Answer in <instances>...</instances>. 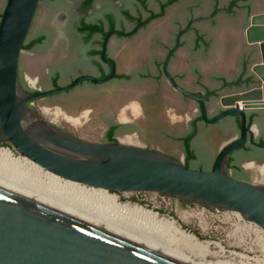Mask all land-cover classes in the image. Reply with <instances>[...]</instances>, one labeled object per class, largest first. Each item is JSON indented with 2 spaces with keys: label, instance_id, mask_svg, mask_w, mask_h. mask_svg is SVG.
<instances>
[{
  "label": "water",
  "instance_id": "water-1",
  "mask_svg": "<svg viewBox=\"0 0 264 264\" xmlns=\"http://www.w3.org/2000/svg\"><path fill=\"white\" fill-rule=\"evenodd\" d=\"M52 1L0 0V144L51 176L236 212L264 230V183L235 178L225 167L230 153L264 139V12L255 13L264 11V0H75L60 25L49 21L69 6H46ZM192 16L201 17L187 21ZM35 38L37 46L21 49ZM66 52L72 66L62 65ZM156 66L170 84L163 77L107 82L114 74L158 76ZM18 71L28 88L47 90H25ZM80 80L83 86L61 93ZM153 91L157 101L140 104V95ZM32 103L68 111L99 106V120L124 127L106 141L104 123L102 141H85ZM198 112L203 122L190 143L196 157L186 167L183 139ZM246 120L258 128L256 137ZM0 264L185 263L0 187Z\"/></svg>",
  "mask_w": 264,
  "mask_h": 264
},
{
  "label": "bare ground",
  "instance_id": "bare-ground-1",
  "mask_svg": "<svg viewBox=\"0 0 264 264\" xmlns=\"http://www.w3.org/2000/svg\"><path fill=\"white\" fill-rule=\"evenodd\" d=\"M0 187L185 264H235L220 258L206 260L204 256L211 242L198 240L172 220L162 219L157 213L145 210L137 204L122 205L118 202L117 195L108 190L51 176L31 166L29 159L24 155H16L7 147H0ZM129 219H135L138 223H132ZM144 227L156 232L168 233L171 238L167 242ZM214 244L219 246L217 243ZM182 247L187 252H183Z\"/></svg>",
  "mask_w": 264,
  "mask_h": 264
},
{
  "label": "rangeland",
  "instance_id": "rangeland-1",
  "mask_svg": "<svg viewBox=\"0 0 264 264\" xmlns=\"http://www.w3.org/2000/svg\"><path fill=\"white\" fill-rule=\"evenodd\" d=\"M32 105L46 120L64 128L75 137L85 141H102L105 120H99V106L68 111V106L65 105L39 103ZM0 147H7L19 155L8 143H2ZM239 155L240 153L236 156ZM245 156L247 157L243 155L241 159ZM241 170L243 172V175H240L241 179L256 184L264 183V162L244 161ZM109 192L116 194L118 202L122 205L142 206L145 210L157 213L162 219L172 220L198 240L210 241L211 245L204 256L206 260L220 258L235 264H264V231L254 223L244 221L236 212L225 211L216 214L214 209L181 204L176 198L171 197L165 198L167 203H164L159 195L144 192ZM129 221L138 223L135 219ZM144 228L153 231L155 236L162 237L167 242L171 238L168 233L156 232L149 227ZM181 250L187 252L184 247Z\"/></svg>",
  "mask_w": 264,
  "mask_h": 264
},
{
  "label": "flooded vegetation",
  "instance_id": "flooded-vegetation-1",
  "mask_svg": "<svg viewBox=\"0 0 264 264\" xmlns=\"http://www.w3.org/2000/svg\"><path fill=\"white\" fill-rule=\"evenodd\" d=\"M75 0H53L52 2H51V4L50 5H46V6H53V7H56V6H58V5H62V4H67L69 7H68V9H65V8H62L60 11H58V13H57V15L53 18V19H51L50 21H49V23L50 22H54V20H56L57 22L56 23H58L59 25L60 24H62L61 22H64V19L65 20H67L68 19V16L69 15H72V13H74L75 12V5H74V2ZM239 3V2H238ZM238 3L236 4V6L235 7H233V9H235L236 7H237V5H238ZM40 4H42V0H38V6L40 5ZM73 4V5H72ZM232 9V10H233ZM37 10H38V7H37ZM231 10V11H232ZM210 13V12H209ZM208 13V14H209ZM238 13V12H237ZM38 14V12L36 11V14H35V16H34V20H35V17H36V15ZM214 16V15H213ZM239 16H240V12H239ZM197 17H201V16H192V17H190V18H188L187 19V21L189 20V19H191V18H197ZM34 20H33V22H32V25H31V28H32V26H33V23H34ZM61 21V22H60ZM187 21L185 22V24L187 23ZM197 21H200V20H197ZM197 21H195V22H197ZM144 22V20H141V21H139V23H143ZM195 22H193V23H195ZM147 22H145V23H143L144 25L146 24ZM193 23L190 25V28L186 31V32H188L190 29H191V26L193 25ZM185 24H184V26H185ZM183 26V27H184ZM182 27V28H183ZM31 28H30V31H31ZM138 28L139 27H136V28H133V29H131V30H129L128 31V33H130V35H132V34H134L137 30H138ZM182 28H180V29H182ZM179 29V30H180ZM43 30V29H42ZM45 31H47V29H44ZM63 30V29H62ZM178 30V31H179ZM177 31V32H178ZM177 32H176V34H177ZM185 32V33H186ZM30 33V32H29ZM51 33V32H50ZM184 33V34H185ZM66 34V33H65ZM110 34H111V31H109L106 35H105V37H104V39H103V43H102V46H103V44H104V41H105V38L107 37V39H106V42H105V50H106V46H107V42H108V38H109V36H110ZM175 34V35H176ZM183 34V35H184ZM68 35H69V33H68ZM68 35H66V36H68ZM182 35V36H183ZM29 36V35H28ZM181 36V37H182ZM180 37V38H181ZM28 38V37H27ZM174 39H175V36H174ZM78 40H80L79 38H78ZM179 41H180V39H179ZM35 46H37L38 45V43H36V44H34ZM33 45V46H34ZM173 45H174V41H173ZM173 45H172V47H173ZM172 47H170L169 49H171ZM178 47H179V43H178ZM178 47H177V49H178ZM169 49H167V51H166V53H165V55H164V57H163V59L161 60V61H163L164 60V58H165V56H166V54H167V52H168V50ZM176 49V50H177ZM176 50L170 55V57L176 52ZM101 51H102V49H101ZM100 54H101V52H100ZM104 57H105V53H104ZM101 59V58H100ZM105 59H107V60H112V59H108V58H106L105 57ZM170 59V58H169ZM63 62H62V65L63 66H65V67H68V66H72V64L74 63V59H73V57H70L69 55H68V53L66 52L65 53V55H64V57H63ZM19 61H20V56H19V60H18V67H19V70H20V65H19ZM113 61V60H112ZM160 61V62H161ZM105 62V61H104ZM107 63V62H106ZM113 63H114V61H113ZM109 64V63H108ZM115 65V64H114ZM110 66H111V64H110ZM70 68V67H69ZM156 68H157V70H158V76H152V75H144V76H136V77H117V76H115V74H114V76L109 80V81H107L109 84L110 83H112V82H114V81H121L122 83H124V84H126V85H133V84H140V83H143V82H147L148 80H159L161 77H163L164 78V80L167 82V84L169 83L168 82V80L164 77V75L162 74V72L158 69V67L156 66ZM116 70V69H115ZM80 74H84V73H80ZM79 75V74H78ZM75 76H77V75H75ZM74 76V77H75ZM74 77H72L71 78V80L74 78ZM106 77V76H105ZM241 79H243V78H241ZM70 80V81H71ZM70 81L67 83V84H69L70 83ZM83 80H80L78 83H76V85L73 87V88H71L70 90H68V91H64V92H61V93H68V92H70L71 90H73V89H75V88H77V87H80V86H83V85H81L80 83L82 82ZM177 81V80H176ZM178 83V82H177ZM66 84V85H67ZM170 84V83H169ZM179 84V83H178ZM22 87L25 89V90H27V91H35V92H38V91H45V90H47V89H45V90H40V89H30V88H28L26 85H25V82H24V79H23V76H22ZM63 86H65V85H63ZM171 86V85H170ZM181 86V85H180ZM230 86V85H229ZM59 87V86H58ZM172 87V86H171ZM182 87V86H181ZM54 88H56V87H54ZM173 88V87H172ZM183 88V87H182ZM226 88V87H225ZM48 89H50V88H48ZM188 91V90H187ZM190 92H198V93H200V94H205V93H207V92H205V93H201V92H199V91H190ZM209 92V91H208ZM57 94H60V93H56V94H52V95H49V96H47V97H51V96H54V95H57ZM157 95H158V92H155V91H153V92H150V93H143V94H141L140 95V97H139V101L141 102L140 104H142L143 106H145L146 104H148L149 102L150 103H153V102H156L157 101V99H156V97H157ZM184 98V97H183ZM187 99V98H186ZM189 100V99H188ZM209 100V99H208ZM191 101V100H190ZM210 101V100H209ZM208 103H210V102H208ZM150 105L152 106V104H149V106H147V107H149V109L151 110V108H150ZM209 105V104H208ZM33 106V105H32ZM194 106H195V110L196 111H198V106L197 105H195L194 104ZM198 114H199V112H198ZM211 114H213V113H211ZM231 115H234V114H231ZM231 115H229V116H231ZM229 116H227V117H229ZM227 117L226 118H224L225 120L227 119ZM224 119L223 120H220V121H224ZM202 121V120H201ZM203 122V121H202ZM219 122V121H218ZM104 123L106 124V129H107V127H108V125H110V124H117V122H115L114 120H105L104 121ZM217 123V122H216ZM206 124V123H205ZM214 124V123H213ZM227 124H228V122H227ZM207 125H210V124H207ZM60 127V126H59ZM208 127V126H207ZM62 128V127H61ZM123 127H121V128H119V129H117L116 131H115V133L116 132H119V131H121V129H122ZM228 128H229V125H227L226 126V130H228ZM64 129V128H63ZM161 134H166L167 136H168V130L167 129H165V128H162V130H161ZM201 134V130H199L198 129V136ZM166 137V136H165ZM115 139V138H114ZM247 144V143H246ZM250 144V143H249ZM145 147H149V146H145ZM153 148H155V147H153ZM160 150V149H159ZM249 160H252V161H260V162H264V158H259V157H244V158H242L241 159V161H249Z\"/></svg>",
  "mask_w": 264,
  "mask_h": 264
},
{
  "label": "trees",
  "instance_id": "trees-1",
  "mask_svg": "<svg viewBox=\"0 0 264 264\" xmlns=\"http://www.w3.org/2000/svg\"><path fill=\"white\" fill-rule=\"evenodd\" d=\"M38 42H39L38 38H35L33 41L28 42V43L24 41L21 49H30L32 45H34V44H36ZM18 80H19L20 85L23 86L22 82H21V76H20L19 71H18ZM199 121H201V118H200V116L198 114L197 117L195 118V120H192V122L190 124L191 132L183 139V147H184V151H185V154H186L183 164L186 167H188L189 166V162L196 157V154H192V152H191L190 143H191L192 137L196 134V125H197V123ZM236 124L238 125V118L236 119ZM246 124H247V126H249V121L246 120ZM121 127H124V126L121 125V124H113V125L110 124V125H108V127L106 129V132H105L106 141L114 140L113 135L115 134V131L117 129L121 128ZM257 143L260 144L261 146L253 145V146L257 147V148H251V147L247 148L246 147L247 144H245L240 150L235 151L234 153L233 152L230 153V155L228 156V159H227L225 167H226V170L230 174H231V172L234 173V174H231L233 177L241 179L240 175H243V172L241 170V166L239 164V161L241 160V157L243 156V154H247V156H251V157L264 158V152H262V151H260L258 149V148L261 149V148L264 147V139L261 140V141H258ZM247 151L249 153H246ZM238 153H240V155L242 153V156L241 157H240V155L236 156ZM200 168L201 167H196L195 169H200ZM235 174H238L239 176L236 177Z\"/></svg>",
  "mask_w": 264,
  "mask_h": 264
},
{
  "label": "crops",
  "instance_id": "crops-1",
  "mask_svg": "<svg viewBox=\"0 0 264 264\" xmlns=\"http://www.w3.org/2000/svg\"><path fill=\"white\" fill-rule=\"evenodd\" d=\"M262 12H264V11H261V12H255V13H262ZM251 14H253V13H251ZM250 14V15H251ZM250 127V129H251V131H252V133H253V137H256L257 135H258V128L257 127H252L251 125L249 126ZM248 157H250V156H248ZM249 161H251V160H249ZM244 161H239V164H240V166H242V163H243Z\"/></svg>",
  "mask_w": 264,
  "mask_h": 264
},
{
  "label": "built area",
  "instance_id": "built-area-1",
  "mask_svg": "<svg viewBox=\"0 0 264 264\" xmlns=\"http://www.w3.org/2000/svg\"><path fill=\"white\" fill-rule=\"evenodd\" d=\"M159 197L162 199V202H164V203H167V202H165V198H167L166 196H161V195H159ZM169 198V197H168ZM204 208V207H203ZM215 210V213L216 214H218V213H221L220 211H218V210H216V209H214ZM261 229V228H260ZM262 231H264V230H262Z\"/></svg>",
  "mask_w": 264,
  "mask_h": 264
}]
</instances>
